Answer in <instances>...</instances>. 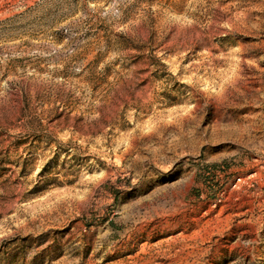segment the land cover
<instances>
[{"label":"rangeland","instance_id":"374dc122","mask_svg":"<svg viewBox=\"0 0 264 264\" xmlns=\"http://www.w3.org/2000/svg\"><path fill=\"white\" fill-rule=\"evenodd\" d=\"M0 264H264V0H0Z\"/></svg>","mask_w":264,"mask_h":264},{"label":"built area","instance_id":"2783aa9c","mask_svg":"<svg viewBox=\"0 0 264 264\" xmlns=\"http://www.w3.org/2000/svg\"><path fill=\"white\" fill-rule=\"evenodd\" d=\"M224 171H225L224 168L221 167V168L215 169L214 173L218 175V174L224 173ZM256 174H257L256 171H251L245 177H237L234 181V184L232 185V189L238 188L241 183H246L250 185L252 181H254V178L257 176Z\"/></svg>","mask_w":264,"mask_h":264}]
</instances>
